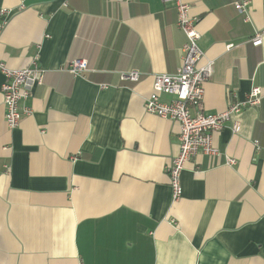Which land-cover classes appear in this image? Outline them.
Segmentation results:
<instances>
[{"label": "crops", "instance_id": "crops-1", "mask_svg": "<svg viewBox=\"0 0 264 264\" xmlns=\"http://www.w3.org/2000/svg\"><path fill=\"white\" fill-rule=\"evenodd\" d=\"M181 1L199 19L201 65L215 62L204 112H224L231 94L245 101L254 87L262 99L234 119L240 133L228 123L213 134L218 156L186 163L174 201L167 168L180 127L144 104L155 75L182 63L175 5L0 0L9 13L6 23L0 14V61L20 70L39 54L44 70L31 115L13 131L0 72V264H264V150L253 146L264 145V35L251 44L264 0ZM244 1L248 15L235 8ZM74 60L87 70L70 73ZM132 70L141 81L122 82Z\"/></svg>", "mask_w": 264, "mask_h": 264}, {"label": "built area", "instance_id": "built-area-1", "mask_svg": "<svg viewBox=\"0 0 264 264\" xmlns=\"http://www.w3.org/2000/svg\"><path fill=\"white\" fill-rule=\"evenodd\" d=\"M128 2L132 0H126ZM163 4H174L178 15V28L186 37V44L182 49V63L174 74L155 75L153 81V93L145 100V111L156 115L164 120L177 123L180 127L179 153L167 168L170 177V187L173 200L181 198L183 189L181 185V174L193 157L203 153L209 157L218 156L219 150L214 147L213 134L222 131L228 123H231L232 131L237 134L241 126L234 119L248 107L257 106L262 99V91L254 87L245 101H233L232 94L229 105L224 112L217 114H206L203 108L205 98V84L211 79L215 62L207 61L201 65L204 53L198 42L200 34L197 30L199 19L190 16V5L181 0H160ZM248 2L237 3L235 8L242 14L248 15ZM65 4L64 6H66ZM1 16L6 23L8 11H1ZM3 19V20H4ZM264 30L256 33L251 44L255 47L262 46ZM233 45H229L231 48ZM68 71L79 75L87 70L86 61L74 60L69 62ZM0 72L5 82L2 85L3 105L5 108V121L10 130H16L23 116L31 115V108L27 105L31 97V88L41 85L44 81V70L40 66L39 54H36L30 64L20 70L6 67L0 61ZM142 73L137 70L127 71L120 74V80L124 83L136 84L142 79ZM108 89V85H103ZM161 95L172 97L170 102H162ZM255 152L264 150L260 140L253 141ZM226 165L234 167L237 161L226 158Z\"/></svg>", "mask_w": 264, "mask_h": 264}]
</instances>
